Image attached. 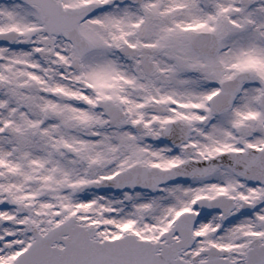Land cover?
Returning <instances> with one entry per match:
<instances>
[{"label":"snow or ice","instance_id":"1","mask_svg":"<svg viewBox=\"0 0 264 264\" xmlns=\"http://www.w3.org/2000/svg\"><path fill=\"white\" fill-rule=\"evenodd\" d=\"M0 264H264V0H0Z\"/></svg>","mask_w":264,"mask_h":264}]
</instances>
